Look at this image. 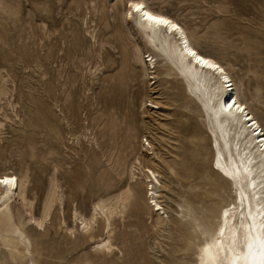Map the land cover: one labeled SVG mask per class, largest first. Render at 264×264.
Here are the masks:
<instances>
[{
    "label": "rangeland",
    "instance_id": "obj_1",
    "mask_svg": "<svg viewBox=\"0 0 264 264\" xmlns=\"http://www.w3.org/2000/svg\"><path fill=\"white\" fill-rule=\"evenodd\" d=\"M147 1L225 65L264 131V0ZM124 3L0 0V172L22 182L26 203L16 197L12 211L32 258L0 232V264H196L233 201L210 168L199 106L125 18ZM148 54L154 73L139 61ZM146 167L157 173L159 211L146 198ZM101 239L112 246L96 247Z\"/></svg>",
    "mask_w": 264,
    "mask_h": 264
},
{
    "label": "bare ground",
    "instance_id": "obj_2",
    "mask_svg": "<svg viewBox=\"0 0 264 264\" xmlns=\"http://www.w3.org/2000/svg\"><path fill=\"white\" fill-rule=\"evenodd\" d=\"M124 5L125 18L132 22L135 30L143 38L144 44L165 63L167 70L174 71L183 85L184 93L199 106L210 137V149L213 154L210 168L215 175L227 181L234 191L233 201L224 205L217 215L216 228L199 244L195 263L264 264L263 129L249 111L246 102L238 98L233 87V79L225 65L223 66L213 56L200 51L191 40L186 28L174 17L154 8L147 0H125ZM136 5H143L142 10L136 11ZM145 12L171 23L157 24L149 20ZM172 25H176V28L173 29ZM147 56L151 64L150 73H154L156 64L154 62L157 58L153 59L154 56L150 54ZM197 57L209 61L215 67L199 62ZM139 61L144 66L146 60L143 61L140 57ZM148 106L155 108L153 104ZM252 127L259 132L253 134ZM214 164L217 169L214 168ZM144 172L145 177L151 182L150 188L146 189L148 203L153 210H161L162 207L156 199L159 197L157 173L148 167ZM5 179L11 182L0 183V232H4L8 239L14 240L21 246L25 252L23 257L26 256L25 258L32 261L31 242L17 225L12 211L16 197L20 196L22 203H26L24 192L18 191L20 188L23 190L22 182L12 172H0V180ZM130 196L131 190L128 189L124 197L118 198L117 201L120 199L126 201ZM49 202L45 204L46 214L50 210ZM97 208L102 213L109 209L99 205ZM97 214L95 209L89 221L80 218L79 223L82 228H87L90 221L96 220ZM191 219L192 222L195 220V218ZM31 220L37 227L43 226L41 220L34 217H31ZM201 231L205 234L206 226H202ZM95 246L110 248L112 245L108 239H101Z\"/></svg>",
    "mask_w": 264,
    "mask_h": 264
},
{
    "label": "snow or ice",
    "instance_id": "obj_3",
    "mask_svg": "<svg viewBox=\"0 0 264 264\" xmlns=\"http://www.w3.org/2000/svg\"><path fill=\"white\" fill-rule=\"evenodd\" d=\"M142 8H143V5H136V6H135V10H136V11H140V10H142ZM145 16H146L149 20H151V21H153V22H155V23H157V24H164V25H167V24H170V23H171L170 21H168V20H166V19H164V18L151 16V15H150L149 13H147V12H145ZM172 28L175 29V28H176V25H172ZM190 54H191V55H196L195 53H190ZM197 59H198V61L201 62V63H204V64H206V65H208V66H210V67H215V65H212L209 61L202 60V59L199 58V57H197ZM229 107H230V106H229ZM10 182H11V181L8 180V179L0 180V183H10Z\"/></svg>",
    "mask_w": 264,
    "mask_h": 264
},
{
    "label": "built area",
    "instance_id": "obj_4",
    "mask_svg": "<svg viewBox=\"0 0 264 264\" xmlns=\"http://www.w3.org/2000/svg\"><path fill=\"white\" fill-rule=\"evenodd\" d=\"M145 59H146V62H147L149 65H151V64H150V60H149V56H145ZM252 129H253V127H252ZM253 130L256 131L257 129L254 128ZM144 144L147 145V140H144ZM147 146H148V145H147ZM152 205H153V203H152ZM155 208H156V207H154V209H155ZM158 211H159V210H158Z\"/></svg>",
    "mask_w": 264,
    "mask_h": 264
}]
</instances>
